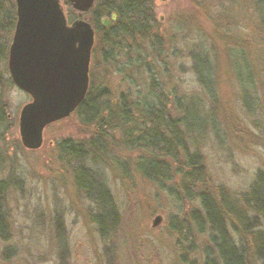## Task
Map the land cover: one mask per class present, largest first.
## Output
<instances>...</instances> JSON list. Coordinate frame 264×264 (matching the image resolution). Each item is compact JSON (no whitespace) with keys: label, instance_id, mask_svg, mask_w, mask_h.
<instances>
[{"label":"rangeland","instance_id":"1","mask_svg":"<svg viewBox=\"0 0 264 264\" xmlns=\"http://www.w3.org/2000/svg\"><path fill=\"white\" fill-rule=\"evenodd\" d=\"M151 2L156 25L150 36L126 39L119 49L96 34L89 86L109 90L114 103L122 94L142 101L149 95L152 77L168 95L172 109L175 97L186 101L199 94L192 54L203 51L213 64L215 91L211 97H202L207 121L186 136L188 152L201 156L205 174L193 193L215 197L223 190L241 206L242 195L255 184L258 174L264 175V27L257 14L258 0ZM60 4L68 21L79 17L93 26L92 14H77L67 0ZM12 36L13 32L5 36L7 60L0 64V97L8 106L7 118L0 125V166L1 178L9 186V238L0 239V264H202L205 249H213L209 233L192 230V243L185 242L178 239L171 224V218L178 221L192 210L199 211L198 200L190 201L182 194L179 176L172 183L173 195L143 179L135 167L140 152L122 144L117 130L108 137L101 161L96 165L84 162L106 183L118 206L121 224L111 240L96 233L89 217L93 204L77 190L74 162L61 159L57 146L65 140L87 143L95 136L94 128L83 125L73 113L46 126L40 149L32 151L22 145L19 116L31 99L10 78ZM157 39L162 43L159 48L152 46ZM241 55L257 87L252 112L243 103L251 91L245 87V75L239 78ZM183 165L173 164V172L187 170ZM157 216L162 222L153 228ZM253 217L264 230L263 219ZM232 223L228 219V233L241 243ZM189 226L193 228L190 220Z\"/></svg>","mask_w":264,"mask_h":264},{"label":"trees","instance_id":"2","mask_svg":"<svg viewBox=\"0 0 264 264\" xmlns=\"http://www.w3.org/2000/svg\"><path fill=\"white\" fill-rule=\"evenodd\" d=\"M91 14L96 34L107 45L118 46L119 49V44H123L126 39L150 36L156 25L151 0H98V8ZM112 14H116V20L110 27H104L102 19L111 20ZM257 14L264 27V0H258ZM16 23L15 2L0 0V64L7 60L5 48L9 47V42L5 36L14 32ZM161 45V40L152 42L153 47L159 48ZM192 60L193 72L201 90L186 101L184 97H175L176 106L172 109L169 107L171 102L168 95L160 90L152 77L149 95L142 101H132L129 95L122 94L114 103L109 90H94L89 86L74 114L83 125L94 128L95 136L87 143L72 140L61 142L57 145L60 158L68 164L74 162L72 175L75 186L93 204V213L89 217L101 239L111 240L116 236L121 216L109 187L84 162L96 165L101 161L107 150L108 137L117 130L122 144L130 151L140 152L135 167L143 179L173 195L172 183L175 176H179L182 194L190 201L194 197L198 200L199 211L192 210L187 218L178 221L171 218V224L178 239L185 242L192 241V230L197 234L209 233L213 249H205L202 264H264V230L258 228L257 219L253 217L264 221V175L258 174L255 184L242 195L241 206H237L223 190L219 191L220 194L217 191L215 197L206 192L193 193L205 174L201 156L188 152L186 136L207 121L202 97L213 95L215 79L212 61L203 51H194ZM240 61L239 78L245 75V87L251 91L250 97L243 103L252 112L257 105L255 77L242 55ZM2 82L3 76L0 74V87ZM7 112L8 106L0 97V125L6 120ZM180 162H184L183 166L187 170L178 168L173 172V164ZM124 174L128 177L127 172ZM127 180L130 181V178ZM8 188L7 181L1 178L0 166V239L4 241L9 238L6 235L9 220L6 202ZM228 219L233 222V229L241 243L237 244L229 235ZM189 220L193 224L192 229Z\"/></svg>","mask_w":264,"mask_h":264},{"label":"water","instance_id":"3","mask_svg":"<svg viewBox=\"0 0 264 264\" xmlns=\"http://www.w3.org/2000/svg\"><path fill=\"white\" fill-rule=\"evenodd\" d=\"M69 2L81 12L94 5V0ZM15 4L17 28L8 68L15 85L32 98L21 109L19 134L22 145L35 151L43 145L46 126L69 117L84 100L95 33L84 20L68 27L59 0H15ZM161 222L157 216L153 228Z\"/></svg>","mask_w":264,"mask_h":264},{"label":"flooded vegetation","instance_id":"4","mask_svg":"<svg viewBox=\"0 0 264 264\" xmlns=\"http://www.w3.org/2000/svg\"><path fill=\"white\" fill-rule=\"evenodd\" d=\"M68 1V3H70L69 2V0H67ZM59 3H60V0H59ZM16 5V4H15ZM70 5L72 6V4L70 3ZM60 6H61V10H62V13H63V16H64V20H65V22H66V24H67V26L68 27H70V26H72L73 25V23H75L76 21H79V20H81V19H79V17L77 18V17H75V18H70L69 19V21H68V19L66 18V16H65V13H64V11H63V8H62V5L60 4ZM72 8H73V6H72ZM97 8H98V3H97V0H94V5L92 6V8H90V9H88L87 11H84V12H81V11H79V10H76V9H74V11L77 13V14H79V15H83V14H91V13H95V11L97 10ZM114 14H112V16H113ZM112 16H111V20H110V24L109 25H107V26H104V24H103V20L104 19H107V18H104V19H102V25L104 26V27H110L111 25H112V22H114L113 20H112ZM109 20V19H108ZM116 20V19H115ZM92 26V25H91ZM16 28H17V23H16V27H15V29H14V32H13V36H12V40H11V44H10V47H11V45H12V42H13V39H14V36H15V34H16ZM92 28H93V30H94V33H95V36H96V30H95V28H94V26H92ZM93 48V47H92ZM91 51H92V49H91ZM91 51H90V58H91ZM9 53H10V48H9ZM9 60V59H8ZM9 70V69H8ZM9 74H10V71H9ZM10 78H11V74H10ZM12 79V78H11ZM13 81V80H12ZM14 83V82H13ZM14 85H15V83H14ZM16 86V85H15ZM17 87V86H16ZM18 88V87H17ZM19 89V88H18ZM21 90V89H20ZM22 91V90H21ZM24 92V91H23ZM27 94V93H26ZM29 97H30V99H31V101L30 102H32V98H31V96L29 95V94H27Z\"/></svg>","mask_w":264,"mask_h":264}]
</instances>
